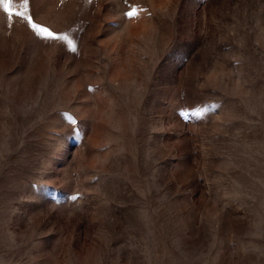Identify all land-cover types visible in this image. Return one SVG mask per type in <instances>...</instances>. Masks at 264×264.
Returning <instances> with one entry per match:
<instances>
[{"label": "rangeland", "instance_id": "1", "mask_svg": "<svg viewBox=\"0 0 264 264\" xmlns=\"http://www.w3.org/2000/svg\"><path fill=\"white\" fill-rule=\"evenodd\" d=\"M0 264H264V0H0Z\"/></svg>", "mask_w": 264, "mask_h": 264}]
</instances>
